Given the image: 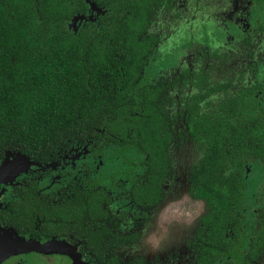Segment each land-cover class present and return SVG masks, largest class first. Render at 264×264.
Returning <instances> with one entry per match:
<instances>
[{
	"label": "trees",
	"instance_id": "16d2710c",
	"mask_svg": "<svg viewBox=\"0 0 264 264\" xmlns=\"http://www.w3.org/2000/svg\"><path fill=\"white\" fill-rule=\"evenodd\" d=\"M93 1L105 13L74 31L68 22L86 13L85 0H0V163L7 151H16L44 164L56 160L58 149L69 141L102 140L114 133L109 140L120 143L138 131L148 162L166 171L162 141L169 136L168 125L159 106L166 85L137 90L158 41L145 34L153 0ZM257 1L264 6V0ZM225 87L214 85L207 94ZM254 88L241 90L215 110L201 113L196 104L191 106L189 129L207 147L191 170V190L209 208L193 240L194 264H217L242 236L243 189L240 172L230 171L229 151L251 149L264 162V114L245 117L242 108ZM194 101H201V95ZM163 174L158 170L151 196L158 194ZM62 207L80 220L87 205L78 197ZM42 210L57 212L60 207ZM17 220L9 223L21 227L24 218ZM108 232L114 245L139 236ZM263 250L260 206L243 264H255Z\"/></svg>",
	"mask_w": 264,
	"mask_h": 264
},
{
	"label": "rangeland",
	"instance_id": "374dc122",
	"mask_svg": "<svg viewBox=\"0 0 264 264\" xmlns=\"http://www.w3.org/2000/svg\"><path fill=\"white\" fill-rule=\"evenodd\" d=\"M185 1L180 3L182 7L177 8V4L172 10L163 9L156 15L150 30L160 36L161 42L154 49L141 81V85L160 80L172 82L181 76L179 84L167 89L163 96L175 137L170 152L174 172L166 184L167 200L153 211L151 220L143 227L140 242L124 250L128 259L144 256L148 264H191L193 252L188 241L208 211L205 201L193 198L188 192V171L203 156L206 146L194 142L187 133L184 120L187 107L195 96L202 95L200 109L210 110L240 88L264 82V34L256 30V23L264 19V14L258 18L242 8L229 14L237 6H245V0H236L235 7L234 0H193L189 8ZM227 4L230 7L226 10ZM95 6L89 16H73L68 22L69 28L78 31L84 20H94L105 12L104 8ZM251 63H255L252 68ZM217 83H226L230 87L227 91L206 95L210 86ZM243 112L246 116L264 113V91L247 101ZM67 149L70 153L66 159L68 163L61 167L36 165L35 161L18 152H8L1 166L11 157L28 162L29 165L19 167L20 172L31 166L42 167V170L52 167L56 173L43 184L46 189L59 187L74 176L88 187L104 185L111 189L116 197L112 205L115 214L121 210L134 211L127 193L143 170L144 155L138 147L94 140L84 144L71 142ZM229 160L230 170L241 173L244 235L218 264H241L254 230L255 211L264 204V164L248 151L233 150ZM16 166L17 163L12 161L10 172L13 174H16ZM57 173L61 176H56ZM11 183L12 179L7 178L0 186ZM5 190H0V208L5 204ZM131 225L129 219L123 223V228ZM24 245L15 230L0 222V261ZM258 264H264V254Z\"/></svg>",
	"mask_w": 264,
	"mask_h": 264
},
{
	"label": "flooded vegetation",
	"instance_id": "af4514ba",
	"mask_svg": "<svg viewBox=\"0 0 264 264\" xmlns=\"http://www.w3.org/2000/svg\"><path fill=\"white\" fill-rule=\"evenodd\" d=\"M182 1L184 0H153L151 2L148 28L145 34H154L155 36H157L158 41L157 43H155L153 49L151 50V53L148 58V63L145 66L142 76L138 81L137 90L147 84L163 83L164 85H166V91L167 89L179 84L181 80L180 75L175 77L172 82L160 80L141 85V81L144 78L146 68L149 64L150 57L154 49L161 42L160 36L150 30V28L155 23L156 15L163 9L172 10L173 7L177 4V8L182 7L179 6ZM192 1L193 0L185 1L186 6L188 8L191 5ZM85 2L87 4L86 13L78 14H84L85 16H89L90 10L93 9V3H96L93 0H85ZM235 2L236 0H234L233 2L234 7ZM245 2V6H237V8L230 10L229 14H232L233 12L237 11L238 8H242L249 10L255 16L257 15L258 18L263 16L264 6L261 5L257 0H245ZM96 5L104 8L106 11V8L104 6L99 4ZM228 5L230 4H227V6ZM229 7L230 6H228L226 10ZM100 16L98 15L96 19L91 21H97ZM83 22L85 24L86 22H89V20L87 19ZM256 30L258 33L264 34V19H261V21H257ZM254 64L255 63H251L250 67H254ZM186 74L187 72H184V75ZM218 84H224L226 86L225 89L218 90L210 94H207V91L206 95L210 96L213 93L219 91H227L230 87V85L226 83H217L211 85L208 90H210L212 86ZM251 87H255L254 92H252L247 97V101L254 97L258 92L264 91V82L254 83L242 87L233 95H228V97L222 103H225L234 96L238 95L241 90L248 89ZM163 96L164 94L162 95V97ZM194 98L193 103L187 107V110L184 113L185 125L187 128V133L192 137L193 141L196 143L204 144V142L201 140L197 141L194 137V134L189 129L188 120L191 111V106L196 104L197 110L201 113L215 110L217 106L211 108L210 110L204 111L199 107V104L203 98L202 95L201 101H194ZM159 106L161 107V111L166 119V125H168L166 131L168 132L169 136L167 139L162 141L163 148L165 149L168 158L166 171L163 169V166H158L157 164L151 165L148 162V154L145 153V151L141 148L140 144L137 142L136 139L139 137L138 131H133L132 134L129 136V139L127 138L128 141H124L121 139L120 143L109 140L110 138L108 136H116V134L114 133H109L105 139L95 140L104 142L105 144H133L138 147V149L144 155L143 170L138 179L135 181V183L129 188L127 193L129 202L134 207V211L130 213L128 211L121 210L118 214H115L112 210V205L115 202L116 197L111 189L104 185L88 187L81 179L74 176L70 178L68 182H65L59 187L46 189L43 184L50 178H52L49 177L50 175H53L56 172L52 170V167H49L46 170H42V167L39 169L35 168L36 166H31L28 170L19 172L20 174H18L16 178H11L12 183L6 185L7 187L0 186V190L6 188L5 191L7 193L5 197V204L3 207L0 208V212L4 210V212L0 213V222L3 226L15 230L21 236L25 244L24 247H21L17 249L16 252H12V254L6 256L4 260L0 261V264H139V260H144V264H148V259L144 256H134L128 259L124 255V250L131 248L138 242H140L143 234V227L148 224L151 220L153 211L156 208H159L164 203V201L167 200L168 195L166 184L172 178L174 172L172 157L170 154L175 141L174 131L172 127L173 121L169 118L166 112L163 98L162 101H159ZM244 116L253 117L255 115L246 116L244 114ZM165 133L161 134V136H164ZM89 141H94V139L87 141H69L58 149L57 152L59 156L58 158H56V160L40 164V166L53 164L56 167H61L63 165H66L68 163L66 159L70 156V153L67 149V145L71 142L84 144L85 142ZM233 150L235 151V149H230L229 157L230 152ZM248 152L253 155L254 159H258L264 164V162L259 157L255 156L254 153L251 152V149H249ZM201 158L196 163H194L188 171V192L193 198L205 201L207 205L205 199H201V197L195 196V194L191 190V170L196 164L201 161ZM158 170H160L161 173L164 174L162 175V180L159 184L158 194L155 196H151V190L156 185L155 180L158 174ZM230 171L234 172L232 170ZM237 172L240 171H236L234 173ZM68 174L71 175V173ZM56 176L61 175L57 173ZM78 197L86 200L87 205V208L81 212L83 213V218L80 217V220L77 219L76 213H71L62 207L66 201L74 200ZM45 206L60 207V210L57 212L49 211V213H45L44 210H42ZM99 206H101L100 211L103 213L99 211ZM261 206H264V204H262ZM259 207L255 211L254 230L249 237L247 248L243 256V262L241 264L244 263L246 252L250 247V241H252L256 231L257 212ZM208 212L209 208L207 213ZM3 217L7 219L8 223L3 219ZM203 217L199 225L194 229L191 241H188V246L193 252V260L191 264H194L196 257V251L193 245V240L195 239L197 230L201 228L203 224ZM18 218H24L21 227L18 225L14 226L13 224L9 223L17 222ZM129 219L132 223L131 227L126 229L123 228V223L127 222ZM109 230L126 234L139 233V236L134 241L130 240L120 245H114L113 243H111L110 235L108 232ZM243 235L244 227L242 236ZM239 240L235 241V243ZM93 248H96L98 250V254H95ZM100 253L103 254L102 257L100 256ZM263 254L264 250L261 252V255H259V259L255 262V264L259 263ZM111 259H115L116 261H113ZM220 260L217 262V264L220 262Z\"/></svg>",
	"mask_w": 264,
	"mask_h": 264
},
{
	"label": "water",
	"instance_id": "95a60500",
	"mask_svg": "<svg viewBox=\"0 0 264 264\" xmlns=\"http://www.w3.org/2000/svg\"><path fill=\"white\" fill-rule=\"evenodd\" d=\"M95 5L96 4L93 3V7L94 8L96 7ZM8 152H13V151H7V153ZM7 153H6L5 157H4V159L2 160V162L0 163V166L3 164V162H4V160H5L6 156H7ZM18 153L21 154L20 152H18ZM21 155H23V154H21ZM23 156L26 157V158H28V159H30L29 157H27L25 155H23ZM12 161H15V163H17V166L14 169V170H16V174L20 172L19 167H23V165H25V164L29 165L27 161L19 160L18 158L15 159V160H12L11 157H10L9 160H8V163H6L5 165H3V166L0 167V183H3V182H5V180L7 178L8 179L9 178H13L16 175L15 173L13 174L12 172H10L11 171V168L10 167L12 165ZM35 162H36V165H40L39 162H37V161H35Z\"/></svg>",
	"mask_w": 264,
	"mask_h": 264
}]
</instances>
